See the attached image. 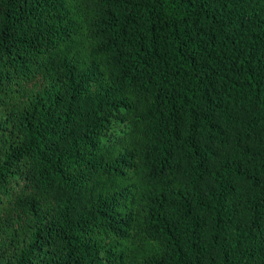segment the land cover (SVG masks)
<instances>
[{
    "label": "trees",
    "instance_id": "trees-1",
    "mask_svg": "<svg viewBox=\"0 0 264 264\" xmlns=\"http://www.w3.org/2000/svg\"><path fill=\"white\" fill-rule=\"evenodd\" d=\"M0 264H264V0H0Z\"/></svg>",
    "mask_w": 264,
    "mask_h": 264
}]
</instances>
